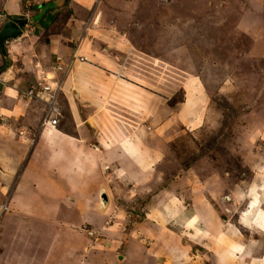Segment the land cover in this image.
<instances>
[{
  "label": "rangeland",
  "instance_id": "rangeland-1",
  "mask_svg": "<svg viewBox=\"0 0 264 264\" xmlns=\"http://www.w3.org/2000/svg\"><path fill=\"white\" fill-rule=\"evenodd\" d=\"M47 1L19 0L26 19L32 4L46 2L40 13L56 7L40 23L26 21L31 42L21 45L58 89L48 112L46 101L27 96L33 72H25L22 82H31L15 98L22 114L11 128L24 127L31 141L41 122L55 118L58 129L100 151L139 129L143 151L156 157L144 182L122 180L108 163L98 169L117 205L116 225L127 233L133 223H153L148 209L179 198L187 217L166 214L167 226L188 239L191 263L243 264L229 257V242L248 246L264 234L258 211L245 218L258 192L264 211V0ZM19 38L8 44L17 57ZM204 203L228 240L221 245L206 233L209 219L197 218ZM105 237L91 239L103 246Z\"/></svg>",
  "mask_w": 264,
  "mask_h": 264
},
{
  "label": "crops",
  "instance_id": "crops-1",
  "mask_svg": "<svg viewBox=\"0 0 264 264\" xmlns=\"http://www.w3.org/2000/svg\"><path fill=\"white\" fill-rule=\"evenodd\" d=\"M46 2L32 4L31 17L26 19L21 14L23 9L19 0H0V27L17 15H22L27 24L32 20L33 23H40V17H46L56 8L50 6L40 13L41 6ZM26 35L23 26L21 38L14 40L19 47V57L10 51L8 44L11 41L5 43V55L10 64L0 73V82L7 83L5 86L0 83V264H192L186 251L189 248L188 239L167 226V216L176 218L187 214L179 198L167 199L162 206L156 204V209H151L153 211L148 209L153 223L146 219L143 221L145 224L133 223L127 233L114 221V207L117 209V205L111 200L107 185L100 181L102 178L98 169L108 163L115 170L122 171V180L144 182V178L151 175L156 157L143 151L139 129L131 130L113 146L112 143L106 144V150L100 151L90 147L89 143V146L86 145V139L81 134L70 135L46 121L41 122L35 139L31 141L24 127L11 128L9 122L13 123L22 114L15 98L31 82H22L23 76L25 72L32 71L34 83L40 72L38 64H42L36 60L38 64L35 65L31 53L22 46L26 43L30 46L31 41ZM28 60L32 61L33 67L26 64ZM71 113H74L73 110ZM258 195L260 192L255 194L256 197ZM114 198L117 202L122 201L121 198ZM255 198H252L251 206H247L245 218L251 220L249 214L258 211L260 215L254 220L259 223L258 229L264 231V215L261 213L264 211ZM203 206H206L205 203ZM206 208V212L201 211L202 214L204 211V216L197 218L203 222V217L209 219L207 235L216 237L218 244L228 241L225 235H217L221 229L214 228L215 221L212 222V219L215 212ZM149 214L144 212L145 218ZM107 218L108 222L105 221ZM188 219L184 226H187ZM45 221L48 224L42 226ZM80 226L93 232V235L106 236V240L102 239L103 246L94 245L92 237L84 231H77ZM45 230L48 233L46 236L43 235ZM230 243L229 257L241 258L243 264L264 259V251L257 255L258 249L264 250V234L248 246Z\"/></svg>",
  "mask_w": 264,
  "mask_h": 264
},
{
  "label": "built area",
  "instance_id": "built-area-1",
  "mask_svg": "<svg viewBox=\"0 0 264 264\" xmlns=\"http://www.w3.org/2000/svg\"><path fill=\"white\" fill-rule=\"evenodd\" d=\"M56 69H60V67L59 68L55 67V66L52 67L53 72H55ZM64 72H63V74H64ZM43 74L44 73H41L37 77L38 80H36V83L33 85V87H34L33 92L31 90H29V91L26 90V91L28 92L27 96L29 98L37 96V98H40L41 100L46 101L48 108H49L53 104V99H54V93L53 92H56V90L58 89V86L56 85L57 81H53L52 83L47 82L49 80V77H51V75L49 73H45L44 75ZM34 89H36V90L34 91ZM49 110H50V108L48 109V112H49ZM53 110H55V109H53ZM43 121H44V119H43ZM46 122L51 124V125H55L57 120L55 118H52V119H48ZM87 234L90 236L92 235L90 231H87Z\"/></svg>",
  "mask_w": 264,
  "mask_h": 264
},
{
  "label": "water",
  "instance_id": "water-1",
  "mask_svg": "<svg viewBox=\"0 0 264 264\" xmlns=\"http://www.w3.org/2000/svg\"><path fill=\"white\" fill-rule=\"evenodd\" d=\"M25 23L26 19H23L22 15L3 22L0 27V52L2 55H5L4 42L22 35L21 26Z\"/></svg>",
  "mask_w": 264,
  "mask_h": 264
},
{
  "label": "trees",
  "instance_id": "trees-1",
  "mask_svg": "<svg viewBox=\"0 0 264 264\" xmlns=\"http://www.w3.org/2000/svg\"><path fill=\"white\" fill-rule=\"evenodd\" d=\"M0 57L2 60V64L0 65V72H2L3 70H5L9 66L10 60L6 56L1 55ZM33 84H35V83H33ZM26 90H27V88H26Z\"/></svg>",
  "mask_w": 264,
  "mask_h": 264
},
{
  "label": "clouds",
  "instance_id": "clouds-1",
  "mask_svg": "<svg viewBox=\"0 0 264 264\" xmlns=\"http://www.w3.org/2000/svg\"><path fill=\"white\" fill-rule=\"evenodd\" d=\"M15 17H16V16H14V17H10V18H11V19H14ZM23 19H24V18H23ZM25 24H26V23H25ZM25 24H23V25L21 26V30H22V27H23ZM39 70L41 71V73H43L42 70L40 69V66H39ZM41 73H40V74H41ZM36 80H37V79H36ZM36 80H35V82H36ZM35 82H34V83H35ZM32 85H33V84H32ZM86 234H87V232H86ZM87 236L92 237L93 235L90 236V235L87 234Z\"/></svg>",
  "mask_w": 264,
  "mask_h": 264
},
{
  "label": "bare ground",
  "instance_id": "bare-ground-1",
  "mask_svg": "<svg viewBox=\"0 0 264 264\" xmlns=\"http://www.w3.org/2000/svg\"><path fill=\"white\" fill-rule=\"evenodd\" d=\"M43 138H44V137H43ZM83 166H84V165H83ZM102 200H104V199H103V194H102ZM103 204H104V203H103ZM241 219H242V218H241ZM246 219H247V218H246ZM259 222H260V221H259ZM258 224H259V223H258Z\"/></svg>",
  "mask_w": 264,
  "mask_h": 264
}]
</instances>
